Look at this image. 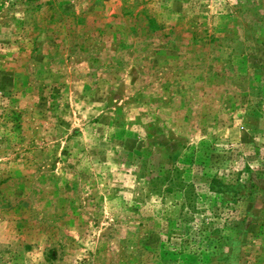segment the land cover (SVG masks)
<instances>
[{
	"label": "rangeland",
	"instance_id": "obj_1",
	"mask_svg": "<svg viewBox=\"0 0 264 264\" xmlns=\"http://www.w3.org/2000/svg\"><path fill=\"white\" fill-rule=\"evenodd\" d=\"M0 264H264V0H0Z\"/></svg>",
	"mask_w": 264,
	"mask_h": 264
}]
</instances>
